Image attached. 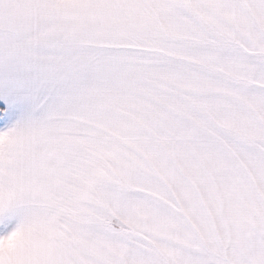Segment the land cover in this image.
<instances>
[{"label":"snow or ice","instance_id":"obj_1","mask_svg":"<svg viewBox=\"0 0 264 264\" xmlns=\"http://www.w3.org/2000/svg\"><path fill=\"white\" fill-rule=\"evenodd\" d=\"M0 264H264V0H0Z\"/></svg>","mask_w":264,"mask_h":264}]
</instances>
